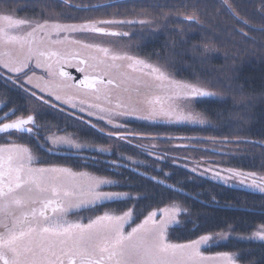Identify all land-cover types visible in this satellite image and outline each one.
I'll return each mask as SVG.
<instances>
[{
  "label": "snow or ice",
  "instance_id": "6c2138e0",
  "mask_svg": "<svg viewBox=\"0 0 264 264\" xmlns=\"http://www.w3.org/2000/svg\"><path fill=\"white\" fill-rule=\"evenodd\" d=\"M223 6L233 16L236 15L228 0H223ZM100 7L105 6L93 5L87 9L80 7V10H95ZM14 13L15 10L0 13V80L5 85L12 86L9 91L19 89L24 94L25 101L34 100L40 107L18 105L11 97L0 105V135L5 138V142L0 143V264H205L206 261L216 260L233 264V258L228 252L205 255L209 248L227 238L224 233L201 234L198 238L183 243L172 241L171 235L179 230L182 223L177 220L180 212L178 207L157 205L155 209H151L149 206L144 213L128 207L121 209V214L105 211L85 220L79 219L77 213L76 220H68L67 215L73 209H92L104 202H130L148 197H134L130 193L104 190L105 186H122L121 181L86 172H74L64 166H41L44 161L33 154V149L11 139L14 135H27L34 142L36 151L42 150L49 155L57 154L61 144H68L76 149L93 147L76 143L67 134L57 135L59 131L66 133V129L43 119L42 109L48 107L93 129H97V125L92 123L95 118L97 122L113 128L106 135L129 145L133 141L143 140L169 143L174 140L190 141L188 144L173 145L166 152L211 151L217 154L215 149L196 148L194 145L254 143L227 138L216 140L146 135L126 126L130 119L151 124L163 121L167 124L204 125L207 121L202 118V114L195 113L191 105L216 94L198 83L176 80L166 70L145 59L127 52H114L108 47H102L100 43L84 39L89 36L128 37V32L112 29L131 25L146 26L148 22L144 20H81L71 16L64 17L63 14L60 17L41 16L39 19L15 18ZM186 19L195 21L197 17L190 15ZM242 35L246 36L245 33ZM66 42L79 45L88 50V54L50 50V46ZM69 67L74 68L80 78L66 70ZM128 70L144 73L162 82L160 87L165 89V95L151 99L146 97L141 109L114 112L111 108L95 103H70L69 98L60 94L61 90L85 89L99 99L108 97L109 89L102 87L105 85L123 87L129 94H139L141 86L150 87L146 82L133 78ZM117 107L122 108V105L118 104ZM113 117L123 118L125 122L113 124ZM97 131L104 134L103 128ZM255 143L264 147V143ZM134 147L146 148L148 145L138 144ZM107 150L101 147L93 156L99 157L100 153ZM232 151L226 149L218 154L231 155ZM154 159L162 163L181 158L159 154ZM97 162L102 161L98 159ZM128 163H133L131 157L124 163L111 161L109 166L120 172ZM134 163L135 167H139L143 162ZM204 163L206 166L203 168H191V173L200 177L211 175L224 184L238 182L264 193V173L213 167L212 165L219 163L215 161ZM146 167L157 171L154 165ZM261 167L264 168V165ZM158 171L163 173V169ZM137 175L145 174L138 172ZM164 175L167 179L171 174ZM85 177L86 185L77 182ZM148 179L157 185H164V180H157L156 176ZM247 239L264 241V223L259 224Z\"/></svg>",
  "mask_w": 264,
  "mask_h": 264
},
{
  "label": "trees",
  "instance_id": "16d2710c",
  "mask_svg": "<svg viewBox=\"0 0 264 264\" xmlns=\"http://www.w3.org/2000/svg\"><path fill=\"white\" fill-rule=\"evenodd\" d=\"M228 3L232 5L235 16L225 10L223 0H0V13L15 10L19 16L34 18L60 17L63 14L64 17L81 20H134L137 17H148L163 21L158 32L145 30L129 38L133 46L137 47V54L166 66L176 80L198 83L224 99L211 97L197 101L195 108L212 124L204 128L167 124L163 121L151 124L140 120H128L126 126L146 135L216 140L227 138L254 143L194 145L196 148L215 149L217 154L211 151L166 152L173 145L188 144L190 141L174 140L169 143L143 140L133 141L129 145L47 107L42 109L44 120L66 129V132L86 145H93L94 148L108 146L111 151L94 157L93 154L98 150L91 147L84 152L64 150L49 155L42 150L36 151L34 142L28 136L23 137V143L36 151L45 166H64L74 172H86L121 181L122 186L104 190L148 197L130 202H104L99 207H93L98 215L103 211L120 212L128 207L135 208L139 213H144L149 206L151 209L157 205L178 207L180 212L177 220L183 225L171 235L173 242H187L201 234L224 233L232 235V238L220 242L214 251L235 252L239 254L241 263L264 264V243L242 239L264 223V193L238 182L224 184L211 175L195 176L190 171L195 166L205 167L206 161H215L219 163L213 167L264 173L261 167L264 165V147L255 143H264V0H228ZM93 5L105 7L80 10V7L87 9ZM190 15H195L197 19L187 20L186 17ZM203 47L214 48L219 55L205 54ZM11 88L10 84L5 85L0 80V102L4 104L9 97L21 106L31 102L24 100V94L19 89L9 91ZM98 127L113 130L112 127L100 124ZM138 144L148 147H134ZM226 149L234 150L237 156L218 154ZM159 154L181 159L158 163L154 157ZM128 157L132 158L133 163H128L120 172L110 168L111 161L124 163ZM98 159L102 162H97ZM136 161L143 163L135 167ZM146 165H154L157 171ZM159 169H163V173ZM138 172L145 175H137ZM164 174L171 175L166 179ZM150 176L164 180V185L150 182ZM77 182L81 184L80 179ZM80 210L88 208L74 211Z\"/></svg>",
  "mask_w": 264,
  "mask_h": 264
},
{
  "label": "rangeland",
  "instance_id": "374dc122",
  "mask_svg": "<svg viewBox=\"0 0 264 264\" xmlns=\"http://www.w3.org/2000/svg\"><path fill=\"white\" fill-rule=\"evenodd\" d=\"M5 13V12H4ZM15 15V18H26V17H30V16H19L17 13H14ZM37 19H39L40 17H36ZM105 20V19H103ZM134 20H144L147 23L146 26H141V25H131V26H126V27H123V28H116V29H112V30H116V31H126L129 33V37H103V38H93L91 36L89 37H84L85 40L87 41H90V42H97V43H100L102 47H108L111 51H114V52H120V53H124V52H127L129 55H134V56H137L139 58H142L140 57L138 54H137V47L133 46L132 42L130 41L129 38H131L132 36H135L136 33H139V32H145L146 31H150V32H158L159 29L161 28V24L163 21L161 20H154V19H151V18H148V17H137L135 18ZM23 31V30H22ZM66 43H71V42H66ZM73 44V43H72ZM203 52L205 54H209V55H212V54H218L217 53V50L214 49V48H209V47H203ZM144 59V58H142ZM146 60V59H145ZM148 62L152 63L153 65L155 66H158L160 67L162 70H166L167 73H169L171 75L172 78L175 79V77H173V75L171 74L170 70L167 69L166 66H163L162 64L160 63H156V62H153L149 59H147ZM129 73H131V75H134L135 79H139L141 81H144L146 82L148 85H150V87H144V86H141V91L139 94H136V96H133L132 97V105L130 104H126L124 103L122 106V110L124 109H131V108H136V109H141L144 107V104H143V101L145 100V98H149L150 99V96L153 97V89L157 88L159 86V84H161L162 82H159V81H156L154 79V77H151V76H147L145 75L144 73H141V72H131L129 70ZM151 90V93L149 92ZM163 95H165V91L162 92ZM216 95L214 96L216 99H224L223 96H221L220 94H217L215 93ZM128 102H130L128 100ZM165 103H167V101H165ZM196 103H193L191 105V109L194 110L195 113H200L197 108H195L196 106ZM3 103L0 102V105H2ZM29 104L33 107V108H38V105L35 101H31L29 102ZM127 106V107H126ZM48 108V107H47ZM138 114H141L138 112ZM201 114V113H200ZM202 118L205 119L207 121L206 124L204 125H190V124H185V125H188L190 127H200V128H204V127H207V126H211L212 124L210 123V121L208 119H206L205 116L202 115ZM131 120V119H130ZM178 125H182V124H178ZM128 128L131 129L130 126H128ZM98 129V128H97ZM113 130H104V135H106L107 133L109 132H112ZM67 134L69 137H71L76 143H81V144H84L82 142H80V140H78L75 136H73L71 133H68V132H64L63 134H57V135H60V136H63ZM26 137L27 135H23V136H20V135H14L11 137V139L13 141H16L17 143H20V144H23L25 145L23 142H24V138L23 137ZM108 136V135H106ZM5 142V138L3 137V135H0V143H3ZM158 145H154L153 147H156ZM31 148V147H30ZM59 148H60V151H64V150H71L73 152H84L86 151L87 149H90V148H85V149H76L74 148L73 146L71 145H68V144H61L59 145ZM100 147H97V148H94L93 147V150H98ZM105 149H108L107 151L103 152V153H106V152H110L111 151V148L110 147H103ZM32 149V148H31ZM59 151V153H60ZM33 154L37 156L36 154V151L33 150ZM84 155H86L84 153ZM231 155H234V156H237V153L233 150L232 151V154ZM82 156V155H81ZM39 158V157H38ZM41 166H45V165H41ZM81 181V184L83 185H86L87 184V178H82L80 179ZM104 189H109V186H105ZM96 208V207H95ZM95 208H92V209H88V210H83V211H78V212H75V213H68L67 215V219L70 220V221H73V220H76L77 219V213H78V217L79 219L81 220H85V218H94L95 215H98ZM105 211L102 212V214L104 213ZM109 213L111 214H121V212H118V211H115V210H112L110 211ZM138 222V221H137ZM183 224L181 223V226ZM227 238L223 239V240H220L219 242H217L215 245H213L211 248H209L206 252H205V255H210V256H214L217 252L214 251V248L215 246L219 245L220 242H225V241H228L232 238V235H225ZM251 235H248V236H243L242 239L245 240V241H249V242H253V241H258V242H263L264 241H261V240H256V239H247V237H250ZM202 250H203V246H202ZM230 254V253H229ZM233 258V264H246V263H241V260L239 258V254L235 253V252H232L230 254ZM205 264H226V261H223V260H216V261H212V262H205Z\"/></svg>",
  "mask_w": 264,
  "mask_h": 264
},
{
  "label": "flooded vegetation",
  "instance_id": "af4514ba",
  "mask_svg": "<svg viewBox=\"0 0 264 264\" xmlns=\"http://www.w3.org/2000/svg\"><path fill=\"white\" fill-rule=\"evenodd\" d=\"M50 50L60 51L62 53H64V52H73V53L78 52V53H81L82 55L88 54V50H84L79 45L72 44V43H65L63 45H53V46H50ZM66 70H68L69 72L73 73V75H77L78 78H80V74H77L75 72L74 68L69 67ZM37 74L39 75L40 73L38 72ZM130 75H131V73H130ZM131 76L133 78H135L134 75H131ZM69 83H72V82L69 81ZM102 87H107L109 89L107 98L100 97L99 99H97V96L95 94H92L90 90L75 89V88L61 90L60 94L64 98H69L70 99V103H77V105H79L80 101H84L85 104H94L95 103V104L101 105V107H104V108H111L112 111H114V112L122 110L123 106H122V108H118L117 107L118 104H120V105H123L124 103L130 104V105L133 104L131 100H132L133 96H136V93L129 94V93H127V92H125L123 90V87L116 88L114 85L113 86H106L105 85V86H102ZM164 91H165V89L160 87V84H159V86L157 88L153 89V93H154L153 97H155V96H161V97L164 96L162 94V92H164ZM149 92L151 93V90ZM153 97L150 96V99L153 98ZM128 100L130 102H128ZM39 107L40 106L38 105V108ZM52 109H55V108H52ZM55 110H57V109H55ZM122 121H123L122 118L113 117V124L122 123ZM92 123H94V124L97 123L96 124L97 128H99L98 127L99 124L103 125V126H106V124L103 123V122H97L95 120V118L92 119ZM80 124H82V123H80ZM82 125H85V124H82ZM25 146L30 148V146H28V145H25ZM74 210H77V209H73L72 211H70V213L71 212L75 213L76 211H74Z\"/></svg>",
  "mask_w": 264,
  "mask_h": 264
}]
</instances>
